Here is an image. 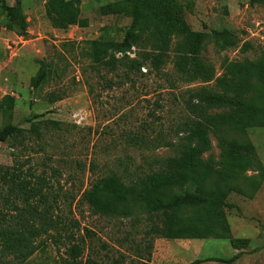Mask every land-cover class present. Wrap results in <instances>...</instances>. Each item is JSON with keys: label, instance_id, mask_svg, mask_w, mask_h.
Wrapping results in <instances>:
<instances>
[{"label": "rangeland", "instance_id": "obj_1", "mask_svg": "<svg viewBox=\"0 0 264 264\" xmlns=\"http://www.w3.org/2000/svg\"><path fill=\"white\" fill-rule=\"evenodd\" d=\"M133 1L79 0L77 23L62 30L46 18L45 0H5L16 17L28 22L25 36L17 35V24L7 29L10 20L0 7V100L7 94L15 100L7 115L0 112V129L12 124L26 130L24 140L0 142V164L21 168L22 176L44 194L0 193V225L8 218L9 226L26 225L34 248L23 260L5 251L0 241V264H143L136 255L146 257L148 252V264H188L197 258L204 260L199 264H264V126L209 134L211 148L203 159L215 169L223 150L228 155L238 152L251 164L242 170L228 164L229 176L216 175L205 183V195H218L227 204L217 208L224 222L214 221L215 213L199 217L197 206L184 209L183 219L214 227L201 233L203 238L146 236L144 214L138 212L137 222L133 217L109 218L93 214L79 201L98 177L115 172L128 183L154 170L158 159L171 156L169 143L178 141V129L189 117L184 107L187 90L214 85L186 81L171 57L159 70L140 72L91 63L86 42L120 41L132 21L124 2ZM161 1L141 0L142 17L178 18L192 30L207 32L200 59L214 77L222 74L225 62L255 60L264 51V0H175L174 5ZM226 28L232 42L214 34ZM42 62L52 71L33 89L30 78ZM50 94L57 99L50 102ZM27 119L40 120L39 135L27 130ZM46 193L53 227L44 231L37 214L46 207ZM131 203L139 211L135 200ZM149 242L151 249L146 248ZM73 245L81 250L75 260L69 255ZM237 252L239 257L231 263L206 260Z\"/></svg>", "mask_w": 264, "mask_h": 264}, {"label": "trees", "instance_id": "obj_2", "mask_svg": "<svg viewBox=\"0 0 264 264\" xmlns=\"http://www.w3.org/2000/svg\"><path fill=\"white\" fill-rule=\"evenodd\" d=\"M165 5L176 4L175 0L161 1ZM131 8L132 21L122 39L115 43H107L101 39L86 42V55L95 66L114 70L121 66L132 72L159 70L171 57L176 72L188 82L200 80L202 83L214 81V85H201L187 90L184 100L189 117L178 129V141L170 142L173 154L157 160V167L143 175L132 178L127 183L115 172L94 179L90 186L83 190L80 202L88 205L93 214L109 218L140 219L138 212L145 215L147 221L144 235L154 238L184 239L203 238L201 233H209L213 226H200L193 223L194 219H183L184 209L189 206L200 207V216L215 213L214 221L224 222L217 208L227 206L218 195H205V183L213 176L225 179L231 174L230 164L234 169H244L251 164L238 152L230 155L225 150L221 153L219 168L203 154L210 150L209 134L215 130H243L252 126H264V51L255 60L245 59L243 62L229 61L223 64V72L214 77V71L200 59V51L208 34L204 31L190 29L178 18H156L144 14L141 0L124 2ZM0 7L9 17L7 29L12 30L13 24L19 26L17 35L27 34L28 22L16 17V10L0 0ZM46 18L54 28L65 30L75 25L80 16L79 0H45ZM231 30L223 29L214 34L224 42H232ZM174 39V40H173ZM174 41L171 44V41ZM234 44V43H233ZM134 49V50H133ZM134 52L131 57L130 53ZM172 53V56H170ZM50 64L42 62L38 71L30 78V87L38 89L50 76ZM49 101L57 98L50 94ZM14 97L4 95L0 100V112L7 115L14 107ZM30 133L39 135L40 120L27 119ZM58 126L59 122L47 121L45 124ZM26 130L18 125L6 124L0 129V142H16L25 139ZM229 157V158H228ZM42 181V180H41ZM37 183H40L38 181ZM30 195L44 194L41 187L30 185V180L22 176V169L0 164V193ZM46 207L37 214L40 227L47 231L52 220L47 193ZM135 200L138 210L131 208ZM49 204V205H48ZM36 213V209L33 210ZM5 225H0V241L3 249L16 254L25 260L34 251L28 242L27 234H31L26 225L9 226V218ZM4 222V223H5ZM87 233H89L87 231ZM146 248L151 249L152 243ZM70 257L75 260L81 250L73 245ZM240 255L237 252L229 258H208L206 260L231 263ZM139 262L148 264L150 252L144 257L136 255ZM204 260L197 258L188 264H199ZM87 264H97L87 260ZM115 264H120L118 261Z\"/></svg>", "mask_w": 264, "mask_h": 264}]
</instances>
